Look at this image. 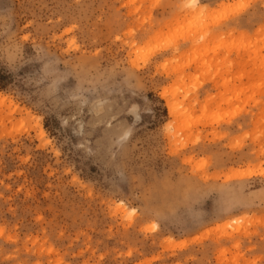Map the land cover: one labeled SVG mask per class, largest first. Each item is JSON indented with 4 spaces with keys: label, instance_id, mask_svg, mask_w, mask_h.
Wrapping results in <instances>:
<instances>
[{
    "label": "rangeland",
    "instance_id": "1",
    "mask_svg": "<svg viewBox=\"0 0 264 264\" xmlns=\"http://www.w3.org/2000/svg\"><path fill=\"white\" fill-rule=\"evenodd\" d=\"M192 1L0 0V264H264V0Z\"/></svg>",
    "mask_w": 264,
    "mask_h": 264
},
{
    "label": "bare ground",
    "instance_id": "2",
    "mask_svg": "<svg viewBox=\"0 0 264 264\" xmlns=\"http://www.w3.org/2000/svg\"><path fill=\"white\" fill-rule=\"evenodd\" d=\"M192 3H193V5L194 6H196V8H197V5H198V3H197V1L195 0V1H192ZM222 5V4H221ZM225 5V4H224ZM198 8H200V7H198ZM221 8V7H220ZM206 11V10H205ZM227 18V17H226ZM228 19V18H227ZM158 52H159V50H158ZM167 108H168V113H169V116L170 117H174L175 115H176V110H175V108H174V105H172V104H170V102H168L167 103ZM44 133L42 132V135H43ZM246 174H247V172H246ZM249 174V173H248ZM244 177V176H243ZM248 177V176H247ZM240 178V177H239ZM219 228V227H218ZM212 231H206V232H204L203 234H201V236L200 237H198V238H194V239H192L191 240V242H195V241H198L199 239H203L204 237L206 238V237H208V234H210ZM210 235H212V234H210ZM204 238V239H205ZM187 244V242H181V243H179V245L180 246H185Z\"/></svg>",
    "mask_w": 264,
    "mask_h": 264
}]
</instances>
